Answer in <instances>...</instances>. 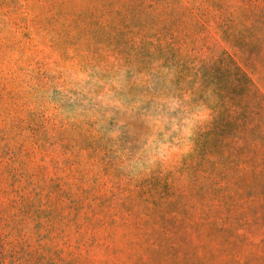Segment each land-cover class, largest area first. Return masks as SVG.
Returning a JSON list of instances; mask_svg holds the SVG:
<instances>
[{
  "label": "rangeland",
  "instance_id": "obj_1",
  "mask_svg": "<svg viewBox=\"0 0 264 264\" xmlns=\"http://www.w3.org/2000/svg\"><path fill=\"white\" fill-rule=\"evenodd\" d=\"M171 4L0 0L5 264H264V187L213 200L201 189L202 200L190 196L161 219L138 198L135 180L178 167L209 118L171 77L136 65L139 41L174 38L204 57L223 50L264 96L263 11L233 29L251 37L250 51L222 40L207 50ZM229 12L232 25L238 6Z\"/></svg>",
  "mask_w": 264,
  "mask_h": 264
},
{
  "label": "trees",
  "instance_id": "obj_2",
  "mask_svg": "<svg viewBox=\"0 0 264 264\" xmlns=\"http://www.w3.org/2000/svg\"><path fill=\"white\" fill-rule=\"evenodd\" d=\"M233 5L238 6L240 19L231 25L233 18L229 10ZM170 7L178 26L188 16L191 29L208 39L202 42L207 50L211 49L209 40L216 44L222 40L227 44L237 43L242 51H250L251 37L239 35L233 29L242 23L241 18L261 11L264 24V0H192L190 5L184 0H173ZM213 16L221 18L214 26L209 24ZM153 35L137 43L140 51L136 54V65L147 67L145 72L152 68L162 73L161 77H171L176 89L186 94L192 104L205 108L209 118L195 128L192 149L178 167L168 172L153 171L149 178L135 180L141 203L156 217L164 218L173 206H180L190 196L202 200L205 195L200 193L201 189L210 192L207 200H213L219 190L232 197L229 191L234 188L256 190L263 195L262 93L223 50L218 56L208 57L182 53L174 38L167 40ZM1 237L0 229V241ZM0 264H5L4 258Z\"/></svg>",
  "mask_w": 264,
  "mask_h": 264
}]
</instances>
